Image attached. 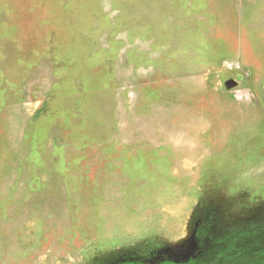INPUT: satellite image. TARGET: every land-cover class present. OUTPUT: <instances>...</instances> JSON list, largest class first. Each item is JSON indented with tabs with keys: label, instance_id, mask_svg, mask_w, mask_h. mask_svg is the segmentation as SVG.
<instances>
[{
	"label": "rangeland",
	"instance_id": "374dc122",
	"mask_svg": "<svg viewBox=\"0 0 264 264\" xmlns=\"http://www.w3.org/2000/svg\"><path fill=\"white\" fill-rule=\"evenodd\" d=\"M264 0H0V264H264Z\"/></svg>",
	"mask_w": 264,
	"mask_h": 264
},
{
	"label": "trees",
	"instance_id": "16d2710c",
	"mask_svg": "<svg viewBox=\"0 0 264 264\" xmlns=\"http://www.w3.org/2000/svg\"><path fill=\"white\" fill-rule=\"evenodd\" d=\"M263 225H264V223H263Z\"/></svg>",
	"mask_w": 264,
	"mask_h": 264
}]
</instances>
